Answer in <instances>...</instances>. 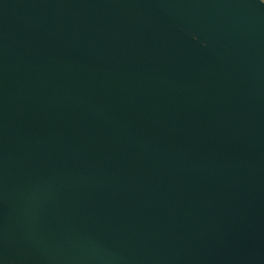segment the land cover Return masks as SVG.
<instances>
[{
    "label": "water",
    "instance_id": "obj_1",
    "mask_svg": "<svg viewBox=\"0 0 264 264\" xmlns=\"http://www.w3.org/2000/svg\"><path fill=\"white\" fill-rule=\"evenodd\" d=\"M0 169L56 251L264 264V3L0 0Z\"/></svg>",
    "mask_w": 264,
    "mask_h": 264
},
{
    "label": "crops",
    "instance_id": "obj_2",
    "mask_svg": "<svg viewBox=\"0 0 264 264\" xmlns=\"http://www.w3.org/2000/svg\"><path fill=\"white\" fill-rule=\"evenodd\" d=\"M31 197L32 203L22 181L0 169V264H102L93 253L56 251L63 239L45 227L57 222L36 220L33 192Z\"/></svg>",
    "mask_w": 264,
    "mask_h": 264
},
{
    "label": "rangeland",
    "instance_id": "obj_3",
    "mask_svg": "<svg viewBox=\"0 0 264 264\" xmlns=\"http://www.w3.org/2000/svg\"><path fill=\"white\" fill-rule=\"evenodd\" d=\"M261 2H263V3H264V0H261Z\"/></svg>",
    "mask_w": 264,
    "mask_h": 264
}]
</instances>
